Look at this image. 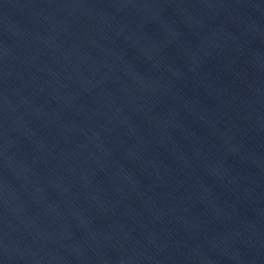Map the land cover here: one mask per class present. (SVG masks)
I'll use <instances>...</instances> for the list:
<instances>
[{"label": "water", "instance_id": "1", "mask_svg": "<svg viewBox=\"0 0 264 264\" xmlns=\"http://www.w3.org/2000/svg\"><path fill=\"white\" fill-rule=\"evenodd\" d=\"M0 264H264V0H0Z\"/></svg>", "mask_w": 264, "mask_h": 264}]
</instances>
